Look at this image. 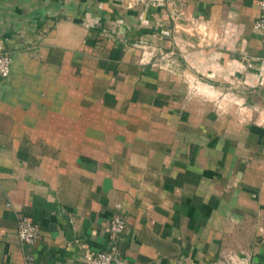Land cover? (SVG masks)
Returning a JSON list of instances; mask_svg holds the SVG:
<instances>
[{
    "label": "crops",
    "instance_id": "1",
    "mask_svg": "<svg viewBox=\"0 0 264 264\" xmlns=\"http://www.w3.org/2000/svg\"><path fill=\"white\" fill-rule=\"evenodd\" d=\"M257 1L0 0V264H264Z\"/></svg>",
    "mask_w": 264,
    "mask_h": 264
},
{
    "label": "built area",
    "instance_id": "2",
    "mask_svg": "<svg viewBox=\"0 0 264 264\" xmlns=\"http://www.w3.org/2000/svg\"><path fill=\"white\" fill-rule=\"evenodd\" d=\"M136 0H125L127 7H131ZM142 1V0H137ZM151 5L162 6L165 0H149ZM258 14L252 23V29L261 34H264V0H258ZM172 8V7H171ZM172 18V17H171ZM203 32L202 35H205ZM145 42L139 41V46H144ZM143 53H146L143 51ZM151 55V65L156 67H174L176 62V54L174 50H157L155 53L147 51ZM12 56L0 42V78L8 75L11 67ZM125 229V220L119 214L111 216L108 224V234L111 241L110 246L105 250L95 251L94 253H86L83 255V264H113L120 256V249L117 244V239ZM16 236L18 240L27 245H32L38 236L36 226L24 216H19L16 221ZM31 256L26 257V264H31ZM226 264H245L244 261L228 262Z\"/></svg>",
    "mask_w": 264,
    "mask_h": 264
},
{
    "label": "rangeland",
    "instance_id": "3",
    "mask_svg": "<svg viewBox=\"0 0 264 264\" xmlns=\"http://www.w3.org/2000/svg\"><path fill=\"white\" fill-rule=\"evenodd\" d=\"M198 29V28H197ZM199 30V29H198ZM200 31V30H199ZM200 34H201V32H200ZM205 38H209V35L208 34H205V35H203Z\"/></svg>",
    "mask_w": 264,
    "mask_h": 264
},
{
    "label": "trees",
    "instance_id": "4",
    "mask_svg": "<svg viewBox=\"0 0 264 264\" xmlns=\"http://www.w3.org/2000/svg\"><path fill=\"white\" fill-rule=\"evenodd\" d=\"M260 93H261V95L264 97V91H261Z\"/></svg>",
    "mask_w": 264,
    "mask_h": 264
}]
</instances>
